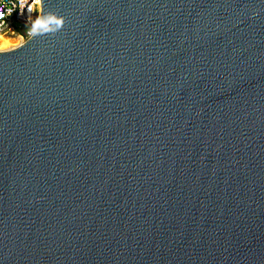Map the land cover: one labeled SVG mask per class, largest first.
I'll use <instances>...</instances> for the list:
<instances>
[{
    "label": "water",
    "instance_id": "water-1",
    "mask_svg": "<svg viewBox=\"0 0 264 264\" xmlns=\"http://www.w3.org/2000/svg\"><path fill=\"white\" fill-rule=\"evenodd\" d=\"M0 51V264H264V0H42Z\"/></svg>",
    "mask_w": 264,
    "mask_h": 264
},
{
    "label": "built area",
    "instance_id": "built-area-1",
    "mask_svg": "<svg viewBox=\"0 0 264 264\" xmlns=\"http://www.w3.org/2000/svg\"><path fill=\"white\" fill-rule=\"evenodd\" d=\"M27 3L30 4L31 0H27ZM20 4L21 0H0V11L4 12L3 20L0 21V35L14 38L16 43L12 46L22 43L30 36L28 29L31 28V21H27V19L29 15L32 16L33 20L36 16V13H28L27 5L21 14ZM33 11L35 12V9ZM26 22L27 29L25 27Z\"/></svg>",
    "mask_w": 264,
    "mask_h": 264
},
{
    "label": "clouds",
    "instance_id": "clouds-1",
    "mask_svg": "<svg viewBox=\"0 0 264 264\" xmlns=\"http://www.w3.org/2000/svg\"><path fill=\"white\" fill-rule=\"evenodd\" d=\"M27 5L28 13H36L35 19H32V16L29 15L27 21H31V28L28 29L29 35L37 36L47 33H55L60 30L64 24L63 17H58L54 13H43L42 10V0H31V3L28 4L27 0H21L20 8L21 14ZM35 9V12L33 11ZM11 15V13H9ZM4 12L0 11V21L3 20ZM27 29V22L25 25ZM0 41H3V37H0ZM7 47V41L0 43V51Z\"/></svg>",
    "mask_w": 264,
    "mask_h": 264
},
{
    "label": "bare ground",
    "instance_id": "bare-ground-1",
    "mask_svg": "<svg viewBox=\"0 0 264 264\" xmlns=\"http://www.w3.org/2000/svg\"><path fill=\"white\" fill-rule=\"evenodd\" d=\"M0 37H3V36L0 35ZM3 41H7V47H5L4 49L9 48L10 46L16 43L15 39L6 38V37H3ZM3 41H0V43H2Z\"/></svg>",
    "mask_w": 264,
    "mask_h": 264
},
{
    "label": "rangeland",
    "instance_id": "rangeland-1",
    "mask_svg": "<svg viewBox=\"0 0 264 264\" xmlns=\"http://www.w3.org/2000/svg\"><path fill=\"white\" fill-rule=\"evenodd\" d=\"M4 36V35H3ZM5 37V36H4ZM6 38H7V36H6ZM11 39H14V38H11Z\"/></svg>",
    "mask_w": 264,
    "mask_h": 264
}]
</instances>
